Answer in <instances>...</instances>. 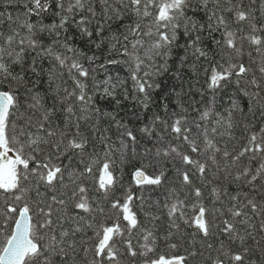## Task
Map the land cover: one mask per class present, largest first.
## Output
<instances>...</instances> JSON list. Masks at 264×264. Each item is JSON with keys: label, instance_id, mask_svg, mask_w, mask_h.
<instances>
[{"label": "trees", "instance_id": "1", "mask_svg": "<svg viewBox=\"0 0 264 264\" xmlns=\"http://www.w3.org/2000/svg\"><path fill=\"white\" fill-rule=\"evenodd\" d=\"M112 2L114 3V0ZM26 4L27 7H33L29 0H0V12L5 15L12 13L13 20L17 21L10 22L5 19L0 24V33H3L5 37L12 35L13 30H18L20 33L16 38L17 41L26 36L27 29L19 27V21L24 19L43 25L59 23V17L53 11L41 13L39 16L26 17ZM91 6L97 13L95 17H92V14L87 11V7L84 11L75 14L65 12L63 14L69 15L70 19L64 29H59L62 33L59 39L66 38L69 44L82 50L85 55L68 52L59 45L55 46V51L67 57L79 59L80 63L88 69L89 77L78 78L87 83V92L89 95H93L96 107L100 108L102 113L114 112L115 119L93 114L87 120H79L80 133L89 141L83 154L80 153V150H70L57 159L56 150L51 143L41 144V152L33 153V155H36L37 159L51 155L52 163L64 169L63 180L55 182L54 187H50L38 181L34 176H29V179L23 181L22 184L31 190L25 194L22 202L12 201V193H4L3 190H0V222H2V214L5 211V199L13 202L18 211L22 207V203H28L30 209L33 210L31 212L33 223L37 219L35 208H47L51 205L53 230L57 234L58 240L63 239L62 246L68 252L67 257L55 256L54 264H61V261L64 264H88L95 256V245L102 238V236L97 237L96 232L102 231V226H112L116 223H119L123 230L122 235L113 237L117 260L109 261L105 257H97L102 264H117V262L118 264H144L146 259L157 260L160 257L165 259L184 257L183 264H214L217 258L223 260L224 264H252V262L264 264V251H262L264 250V228L261 227V224L264 223V180H258L252 185L235 180L236 174L243 168L255 169L262 161L259 156L253 158L251 154L241 157L238 162H234L231 157L226 159L222 155V152L227 150L232 157H235L248 144L251 134L259 133L260 128L264 127V115H261L264 110L254 99L240 90L246 88L249 93L259 92L261 96H264V91L247 83L253 78V75L258 80L261 78L259 72L261 53L257 52V46L248 42L247 39L243 42L240 41V37L246 38L251 32V24L258 25V30L252 34L264 38V0H231V2L220 0L219 4H216L215 0H209L207 9L199 5V0H193L192 8L187 10L186 14L197 20L199 24H204L205 27L188 36L184 34V21L182 19L178 21L181 27L177 29L178 39L172 46L171 55L167 60L168 70L152 77V82L159 83L161 87L150 90L152 102L147 110L132 99L133 96H139L141 99L143 97L142 94L134 91L128 64H108L107 61L129 60L128 56L120 54L119 44L116 49L111 48L113 34L120 37L121 43H125L123 36L127 34V31L124 26L137 22H142V26H147L151 24L158 9L152 7L150 11L153 16L144 17L141 21L132 13L130 7L125 9L122 5L114 3L115 7L120 8L123 18L121 20L115 18L106 20L103 16L104 6L99 0H92ZM53 7L55 8L54 0ZM65 7H67V2H65ZM229 9L232 10L229 11ZM238 9L249 12L250 20L237 22L235 13ZM212 12L216 13V17L222 15L228 22V29L235 33L237 45L242 48L243 55L237 57L235 53L228 54L232 50L224 44L226 39L224 26L220 25L217 30L214 23L216 17L209 21L208 17ZM81 16H87L91 21L87 27L93 32L92 39L98 43L101 39L104 40L100 48H96L86 36H82L75 23ZM98 23L104 24V31L99 34L97 33ZM209 24H212L213 27L210 28ZM143 30L147 31V27H143ZM196 35L201 37L198 47L208 53L207 57L191 55L194 49L188 47V43ZM35 38L41 42L43 47H48L53 40L57 39L54 33L49 34L47 31H37ZM134 39L135 37L129 36L130 50V42ZM144 39L151 42L147 37ZM216 41L221 43L218 45ZM3 42V37H0V44ZM4 46L9 47L6 44ZM11 48L19 51L18 43L14 41ZM38 52H40L39 48L35 52L27 50L23 55L22 64L12 63V58L5 54L4 59L10 64V70L14 74L23 75L24 78L20 82L13 81L11 78L3 80L0 83V90H12L18 100L19 108L14 110L17 111V115L10 116V121L14 120L18 126H23L28 119H31L32 125L29 126V130L38 132L39 135H45L43 130L38 131V125L43 122L46 128L63 130L66 133L63 139L67 143V140L71 139L72 134L75 133L76 119L84 115L80 111V103L76 101L75 97L67 98V93L64 91V89H68L71 92L76 88L72 79V75H76V73L73 72L70 75L67 69L60 67L54 58L37 55ZM92 55L97 57L94 62H90L86 58V56ZM184 57L187 58L184 59ZM33 62L35 71H33ZM228 62H242L252 71L241 78L242 83L239 85L235 83L236 77L233 76L228 80L226 86L215 90L209 88L212 68L216 67L218 70H222L220 66L227 67ZM69 63H71L70 60ZM157 63L164 64L163 58L158 57ZM176 73H179V76ZM109 78H111L110 81ZM261 83L264 85V81ZM105 87L114 91V98L103 96ZM125 90H127V97ZM35 95L39 96L40 106L30 108L29 105L35 103L32 99ZM117 100L120 101L119 104L116 103ZM233 102L239 106V110L233 107ZM69 104L73 105L75 111V117L71 122L68 121L66 113ZM165 104L168 106L167 110L164 108ZM52 108L55 111L49 117V121L44 122L45 111ZM205 111H208L209 115L207 118L201 119V115ZM156 115L162 117L167 125L157 121L152 136L149 137L140 129L145 124L151 125ZM179 117L186 118V123H182L181 127L191 130L186 134L189 139L195 141L200 152H192L187 141L182 137L177 138V134L172 131L170 126ZM229 119L234 125L231 129L227 126ZM116 120L127 123L136 135L138 143L135 145V153H133L132 142L127 137H123L127 140L129 148L123 156V162H121L122 157L119 152L113 153L114 163L111 166V171L117 177V182L105 194L104 189H101L99 185L100 177L103 175L102 166L105 162L103 153L107 150L106 145L101 142V135H105L108 138V143L113 144L115 148H120V133L124 130L117 129ZM93 125L99 129L98 132L93 131ZM213 128H216V132H212ZM228 132H231L230 136L226 134ZM205 133H207V137ZM161 136L163 139L160 138ZM60 138L53 137L52 140L57 141ZM207 139L213 140L216 146L221 149V152L216 153L218 167L208 160V156L212 154L211 150L204 151ZM170 147H176L179 152L185 155L199 159L201 162H207L208 167L205 175L201 177L194 165L185 164L176 153L164 156L162 151L159 157L156 156L157 149L170 150ZM146 148L149 149V152L145 155ZM93 160H99V163L93 164ZM89 165L92 167V171L86 173L85 168ZM33 167H35V163L30 161L29 169ZM137 168H143L146 175L153 177L159 171L164 170V182L161 185H137L134 177ZM183 172L189 173L192 179L190 185L184 184L181 175ZM69 173H75L77 176L74 177ZM79 173H84V175L80 176ZM80 186H83L87 191L79 193ZM195 188L201 189V197L195 196ZM214 188L220 192L219 199L213 192ZM173 190L175 191L173 192ZM74 192L78 194L74 195ZM128 194L133 195L130 207L136 213L139 221L138 226L132 229H128V222L123 219L121 211L111 207L115 200H120L123 204ZM53 196L57 198L55 202L51 199ZM233 196L238 198L233 200ZM84 197L87 198L92 208L91 212L75 207V204ZM177 199L184 201L183 211L187 222L185 219L179 218V213L175 219L168 215L166 205H170ZM60 200H64L65 203L60 204ZM248 200H253L258 207L253 209L247 203ZM196 203L203 204L206 209L211 210L205 215V219L210 222V225H214L210 227L211 234L208 237H204L197 230L192 220L198 215V208L192 207ZM100 208H103L104 211L100 212L98 210ZM229 209L241 210L242 215L235 217ZM225 220L235 225L231 233L223 231ZM174 223L178 224L179 228L173 227ZM86 224H91L92 227H85ZM78 225L84 228V231L75 232L73 235ZM12 226H14L12 221H9V228ZM64 231H68L67 237L60 235ZM148 231L153 233L155 239L149 237L148 241L144 240ZM48 232V229L41 231V235L45 238L40 243H49ZM129 240L132 248L137 252L135 257L130 254ZM2 241L3 237L0 236V246H2ZM71 241L76 243L74 250L69 247ZM146 243L152 250L148 251L145 256L143 246ZM209 244L211 248L208 247ZM222 245L223 247H221ZM86 248L93 249L87 257L84 256ZM245 249L249 251L246 252ZM193 253L195 255H192ZM236 253L243 254L244 260L241 262L232 261L230 257Z\"/></svg>", "mask_w": 264, "mask_h": 264}, {"label": "snow or ice", "instance_id": "2", "mask_svg": "<svg viewBox=\"0 0 264 264\" xmlns=\"http://www.w3.org/2000/svg\"><path fill=\"white\" fill-rule=\"evenodd\" d=\"M29 2L33 5V7H27V4L25 5L27 8V12L25 14L26 17H31L32 15L39 16L41 13L53 11L54 14L59 17V23L57 24L53 22L51 25H43L42 23H32L29 19L19 21V27L26 28L28 34L20 38L18 41L16 40V38L20 35L18 30H13V34L6 37L3 33H0V37H3L4 41L0 44V83L8 78H11L16 82H20L24 78L23 75L14 74L10 70V64H8L4 59L5 54L12 58V63L22 64L23 55L27 50L35 52L39 48L40 52H38L37 55L50 56L54 58L60 67H65L70 75H72L73 72L76 73V75H72L76 88L71 92H69L68 89H64V91L67 93V98L75 97L76 101L80 103V111L83 112L84 115L76 119L75 133L72 134V138L67 140V143H65L63 137L66 133L63 130L58 131L56 128H46L45 123L43 122L38 125V131L43 130L45 135H39L38 132H32L29 130V126L32 125L31 119H28L23 126H18L14 120L10 121V116L17 115V111L14 110H18L19 108L18 100L12 90H0V190H3L4 193H12L13 195L11 200L14 202H22L25 194L31 190L29 187H25L22 184L23 181H27L29 179V176H34L38 179V181H41L50 187H54L55 182L63 180L64 169H62L61 166L52 163L53 157L51 155H46L43 159H37V156L33 155V153L41 152V144L51 143L56 150L57 159L60 155H64L70 150H80V153L83 154V150L86 148L89 141L80 133L79 120H87L93 114L109 116L113 119H115L116 115L114 112L102 113L100 108L96 107L93 95H89L87 92V83L78 78L89 77L88 69L80 63L79 59L67 57L55 51V46L59 45L68 52L85 55L82 50L76 49L69 44L66 38L63 40L59 39L62 35L59 29H64V26L70 19L69 15L63 14L65 12L68 14H75L76 12L84 11L87 7V11L92 14V17H95L97 13L91 6L92 0H54L55 8L53 7V0H29ZM65 2H67V7H65ZM99 2L104 6L103 16L106 20H112L113 18L121 20L123 18V13L120 8L114 6V3L122 5L125 9L130 7L132 13L137 18L141 19V21L144 17L153 16L152 11H150L152 7L158 9L155 16H153L151 24L142 26V22H137L124 26L127 31V34L123 36V41L125 43H121L120 37L113 34V43L111 44V48L116 49L117 44H119L120 54L128 56L129 60L107 61L108 64H128L134 91L142 94L143 97L141 99L139 96H133L132 99L136 100L143 109L147 110L152 102L149 94L150 90L161 87L159 83L152 82V77L158 76L162 72L168 70L167 60L171 55L172 46L178 39L177 29L181 27V24L178 21L181 19L184 21V34L188 36H190L193 32L203 30L205 25L199 24L197 20L193 17L187 16L186 14L187 10L192 8L193 0H114V3L112 0H99ZM219 2L220 0H215L216 4H219ZM229 2H231V0H229ZM208 3L209 0H199V5L203 6L204 9H207ZM56 9H59V11H56ZM231 10L232 9H229V11ZM235 15L237 22L248 21L251 18V14L245 10L238 9L236 10ZM214 17H216V13L212 12L208 17L209 21H212ZM5 19L10 22H17L13 20L12 13L5 15V13L0 12V24H2ZM17 20H19V18H17ZM90 22L91 21L87 16H81L78 21H75L82 36H86L89 42H91L96 48H100L101 44L104 43V40L101 39L98 43L96 40L92 39L93 32L87 27ZM214 23L217 26V30L220 25L224 26V35L226 37L224 44L228 49L232 50L228 54L231 55L232 53H235L237 57L243 55L242 48L237 45L236 35L233 31L228 29V22L225 18L222 15L216 17ZM143 27H147V31H144ZM209 27L211 28L213 25L209 24ZM250 27L251 32L246 38L240 37V41L243 42L247 39L248 42L256 45V51L261 53V61L259 64L261 78L258 80L255 75H253V78L247 83L255 85L258 89L264 91V85L261 83V81H264V38L252 34L258 30V25L251 24ZM37 31H47L49 34L54 33L57 39L53 40L52 44L48 47H43L41 42L35 38ZM103 31L104 24L98 23L97 33L99 34ZM129 36L135 37V39L130 42L131 50L128 46ZM144 37L149 38L151 42L149 43L146 41ZM200 39L201 37L196 35L194 39L189 40L188 47L194 49L191 55L197 57H207L208 53L204 49L198 47ZM14 41L18 43L19 51L15 48H11ZM216 43L219 45L221 42L216 41ZM5 44L9 47L6 48L4 46ZM249 55L251 54L249 53ZM158 57L163 58L164 64L161 65L157 63ZM86 58L90 62H94L97 59L95 55L86 56ZM186 58L187 57H184V59ZM69 60L71 63H69ZM194 67L195 66L193 65V68ZM220 68L222 70H218L216 67H213L211 70L210 82L208 84V87L211 89L215 90L226 86L228 80L233 76L236 77L235 83L239 85L242 83L241 78L245 77L247 73L252 71L249 66H246L242 62H228L227 67H223V65H221ZM33 71H35L34 62ZM176 75L179 76V73H176ZM110 80L111 78H109V81ZM114 87L115 86L113 85V89ZM240 90L244 91L245 95L254 99L256 103L259 104L260 108L264 110V103H261V101H264V96H261L259 92L249 93L246 91V88H241ZM103 96L114 98V91L105 87L103 89ZM125 96L127 97V90H125ZM32 99L35 103L29 105V107H39V96L35 95ZM116 103L119 104L120 101L117 100ZM167 107V104H165V110H167ZM233 107L239 110V106L235 102H233ZM54 111V108L47 109L43 115V121H49V117ZM66 113L68 114V121L71 122L72 118L75 117V111L72 104L68 105ZM208 115L209 112L205 111L201 115V119L207 118ZM261 115H264V111H262ZM157 121L167 125V122L164 121L162 117L156 115L153 118L151 125L145 124L140 131L151 137ZM182 123H186L185 117L175 119L173 124L170 126L172 131L177 134V138L182 137L185 141H187L192 152H200V149L195 141L189 139V136L186 134L191 130L188 128L182 129ZM115 124L117 129L122 128L124 130L120 133V148H115L113 144L108 143V138L105 135H101V142L106 145L107 150L103 153L105 162L102 166L103 175L100 177L99 185L101 189H104L105 194H107L111 190L112 186L117 182V177H115L111 171V166L114 163L113 153L119 152L122 157L121 162H123V156L129 148L127 140L123 137H127L128 140L132 142L133 153H135V145L138 143L136 135L128 127L127 123L121 120H116ZM217 124H219V121H217ZM197 126L199 127V125ZM227 126L229 129L234 126L230 119L227 121ZM93 131L98 132L99 129L93 125ZM212 132H216V128H213ZM226 134L230 136L231 132ZM205 136L207 137V133H205ZM53 137L61 138L57 141H53ZM160 138L163 139L162 136ZM209 150H211L212 154L208 156V160L211 161L213 165L218 167L219 162L217 161L216 153L221 152V149L216 146L213 140L207 139L204 151L208 152ZM162 151L164 156H170L172 153H176V155L179 156L185 164L194 165L201 177L205 175L208 167L207 162H201L199 159H194L192 156L185 155L184 153L179 152L176 147H170V150L157 149L155 153L156 156L159 157ZM148 152L149 149L146 148L145 155ZM9 153H14V158L12 155H9ZM248 154H251L253 158L259 156L262 162L259 164V167L255 169L248 167L243 168L242 171L236 174L235 180L244 181L245 183L252 185L258 180H264V127L260 128L259 133L253 132L251 134L248 144L243 147L239 154L235 157H232L231 153L227 150L222 152L224 158L227 159L231 157L234 162H238L241 157H245ZM30 161L35 163V167L31 169H29ZM92 163H99V160H93ZM91 171L92 167L90 165L86 166L85 172L91 173ZM69 175L74 177L77 176L75 173H69ZM78 175L82 176L84 173H79ZM181 175L184 184L190 185L192 183V179L190 178L188 172H183ZM229 175H231V173H229ZM134 177L137 185H161L165 179V171L161 170L153 177L146 175L143 168H137L134 172ZM86 191L87 190L83 186L79 187V193H85ZM174 191L175 190H173V192ZM17 192L19 193L18 195L16 194ZM194 192L197 198L201 197L202 193L200 188H195ZM213 192L216 194L217 199H219V190L214 188ZM77 194L78 193L74 192V195ZM237 198L238 197L236 196L232 197L233 200ZM51 199L54 202L57 200L56 196H53ZM132 200L133 195L128 194L123 204H121L120 200H115L111 205L113 209H119L121 211L123 219L128 222V229L136 228L139 223L136 213L132 211V208L130 207ZM59 203L64 204L65 201L60 200ZM247 203L251 205L253 209L258 207L253 200H248ZM4 205L5 211L2 214V222H0V236L3 237L2 246H0V264H54L53 258L55 256H68V252L62 246L64 244L63 239L58 240L57 234L53 230L51 205L47 208H35V214L37 217L35 223H33V215L30 214L33 210L30 209L28 203H22V207L19 208V211L17 207L14 206V203L9 202L8 199L4 200ZM75 207L77 209H83L87 212L92 211L86 197L77 202ZM166 207H168V215L170 217L175 219L177 218V213H179V218L185 219V222H187V218L185 217V213L183 211V200L177 199L170 205H166ZM192 207L194 209L198 208V215L192 218L197 230L201 232L204 237H208L211 234L210 227L214 225H210V222L205 219V215L206 212H210L211 210L206 209L205 206L200 203L193 204ZM98 210L100 212L104 211L103 208ZM229 211L232 212L235 217L242 215L241 210L229 209ZM12 214L16 215L13 216ZM9 221H12V225L14 226L9 228ZM224 225L223 231L225 233H231L235 228V225L227 220L224 221ZM85 227H92V225L86 224ZM173 227L179 228V225L174 223ZM261 227L264 228V223L261 224ZM43 229L49 230L47 234L49 243L47 244L40 243V241L45 238L41 235V231ZM82 231H84V228L78 225L75 228L73 235L75 232ZM122 234L123 230L121 229L119 223L107 227L102 226V231L96 232V236H102V238L99 239V242L95 245V256L88 262V264H102L97 257H105L109 261L117 260V250L115 249L113 237L120 236ZM60 235L62 237H67L69 233L68 231H64ZM149 237L155 239L151 231L147 232L144 236V240L148 241ZM69 247L74 250L76 247L75 241L69 242ZM143 247L145 249L143 254L146 256L147 252L152 249L147 243ZM172 247H175V245H172ZM208 247L211 248V245L209 244ZM221 247H223V245ZM128 248L131 256L135 257L137 252L132 248L130 240L128 241ZM90 251H93V249H84V256L87 257ZM245 251L247 252L249 250L245 249ZM192 255H195V253ZM230 259L232 261L241 262L244 260V256L241 253H236L233 254ZM183 261L184 257L172 259L160 257L157 260L146 259L144 264H183ZM61 264H64V262L61 261ZM214 264H224V261L217 258L214 261ZM252 264H255V262H252Z\"/></svg>", "mask_w": 264, "mask_h": 264}, {"label": "rangeland", "instance_id": "3", "mask_svg": "<svg viewBox=\"0 0 264 264\" xmlns=\"http://www.w3.org/2000/svg\"><path fill=\"white\" fill-rule=\"evenodd\" d=\"M9 155H12V156H13V158H14V154H13V153H9Z\"/></svg>", "mask_w": 264, "mask_h": 264}, {"label": "water", "instance_id": "4", "mask_svg": "<svg viewBox=\"0 0 264 264\" xmlns=\"http://www.w3.org/2000/svg\"><path fill=\"white\" fill-rule=\"evenodd\" d=\"M31 214V213H30Z\"/></svg>", "mask_w": 264, "mask_h": 264}]
</instances>
